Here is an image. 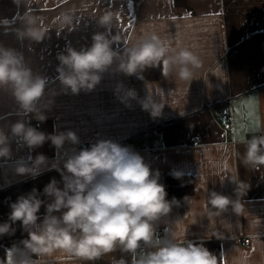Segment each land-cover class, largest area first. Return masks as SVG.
I'll list each match as a JSON object with an SVG mask.
<instances>
[{
	"label": "crops",
	"instance_id": "crops-1",
	"mask_svg": "<svg viewBox=\"0 0 264 264\" xmlns=\"http://www.w3.org/2000/svg\"><path fill=\"white\" fill-rule=\"evenodd\" d=\"M182 1L178 5L176 0H31L17 7L13 0H0V40L20 48L11 29L20 26L26 12L42 17L49 38L32 44V50L25 41L22 50L35 70L53 75L56 53L67 43L77 47L90 43L92 33L99 30L95 19L112 12L118 15L112 34L121 36L119 47L142 32L155 31L196 53L201 65L194 69L196 79L190 84L165 75L163 65L159 81L123 78L140 96L148 91L163 100V114L155 120L139 106L134 111L124 109L112 95L113 81L106 78L93 93L58 97L49 118L32 123L48 133L54 125L61 130L72 128L81 136V147L88 146L97 133L131 145L153 169L160 170L164 185L173 168L183 170L184 176L194 179L196 192L187 196V202L185 197L176 198L178 206L160 222L158 230L164 234L168 227L187 228V239L202 242L217 255L218 264H235L240 258L243 264H264V167L252 171L241 162L242 142L264 134V0ZM68 11L73 16L72 30L60 31L57 17ZM11 107L9 98L0 97V114ZM37 152L50 159L57 155L48 143L33 156ZM8 176L10 185L5 184V173L0 170V222L10 211L6 198L15 201L33 187L42 191L52 177L60 179L55 170L35 180ZM236 184L241 185V213L229 210L222 217H206V189L235 199ZM16 227L14 236L0 237L3 264L6 249L26 238L27 234ZM245 238L251 239L250 245H243ZM122 255L132 264L130 254L118 251L93 264H112L113 258L118 260ZM34 259L38 264H83L59 252Z\"/></svg>",
	"mask_w": 264,
	"mask_h": 264
},
{
	"label": "clouds",
	"instance_id": "clouds-1",
	"mask_svg": "<svg viewBox=\"0 0 264 264\" xmlns=\"http://www.w3.org/2000/svg\"><path fill=\"white\" fill-rule=\"evenodd\" d=\"M26 2L31 0H13L17 7ZM116 20L118 15L106 12L95 19L99 30L92 33L90 43L79 47L67 43L56 53L53 75L35 70L22 50L25 41L32 50V44L49 38L42 17L26 12L20 26L11 29L20 48L0 40V97L9 98L12 104L0 114V170L5 173V184L12 183L8 173L35 180L55 170L60 176L59 180L52 177L42 191L33 187L15 201L6 198L10 211L0 222V237L14 236L17 225L27 234L6 249V264H38L34 257H51L57 252L93 264L117 251L130 254L132 264H218L217 255L202 242L187 239V228L168 227L159 234L160 222L179 201L168 199L160 170L153 169L139 151L99 133L81 147V136L72 128L61 130L54 125L48 133L32 123L45 122L58 97L93 93L106 78L113 81L112 95L124 109L134 111L139 106L155 120L163 114V100L148 91L140 96L123 78L144 81L146 71L163 65L165 75L189 84L196 79L194 69L201 61L192 50L174 45L155 31L142 32L119 47L121 36L112 34ZM72 21L71 11L61 13L57 17L60 31H71ZM46 143L55 149L56 157L50 159L39 152L33 156ZM242 143L244 167L252 171L264 167V134ZM170 175L180 180L185 172L173 168ZM236 185L235 199L206 189V217H222L229 210L241 213V185ZM184 199L187 202V196ZM112 264L127 261L122 255L113 258ZM235 264H243V258Z\"/></svg>",
	"mask_w": 264,
	"mask_h": 264
},
{
	"label": "trees",
	"instance_id": "trees-1",
	"mask_svg": "<svg viewBox=\"0 0 264 264\" xmlns=\"http://www.w3.org/2000/svg\"><path fill=\"white\" fill-rule=\"evenodd\" d=\"M176 4L182 5V0H176ZM145 80L144 81H159L163 78V66L159 69H150L144 73ZM134 81H142L138 80L133 77ZM165 186L166 190L168 192L169 198H182L186 196H192L195 194V184L194 179L190 176H183L182 179L177 180L174 179L171 175H168L165 177ZM5 254L3 250H0V264L4 261Z\"/></svg>",
	"mask_w": 264,
	"mask_h": 264
},
{
	"label": "built area",
	"instance_id": "built-area-1",
	"mask_svg": "<svg viewBox=\"0 0 264 264\" xmlns=\"http://www.w3.org/2000/svg\"><path fill=\"white\" fill-rule=\"evenodd\" d=\"M158 232H159L160 235H163V232L161 230H158ZM250 243H251V239L250 238H245L244 242H243V245L247 246V245H250Z\"/></svg>",
	"mask_w": 264,
	"mask_h": 264
}]
</instances>
